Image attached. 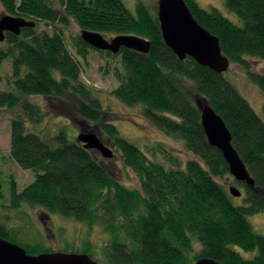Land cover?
<instances>
[{
    "label": "trees",
    "instance_id": "trees-1",
    "mask_svg": "<svg viewBox=\"0 0 264 264\" xmlns=\"http://www.w3.org/2000/svg\"><path fill=\"white\" fill-rule=\"evenodd\" d=\"M149 1L137 0L131 10L124 0H0L5 14L36 23L20 35L7 32L0 42V64L12 61V90L0 91V109L16 112L10 120L11 158L35 174L22 191L12 183L10 207H41L89 228L99 226L108 235L103 246L87 241L82 249L68 252L87 254L99 264H194L203 258L221 264H264V235L249 220L264 213V120L226 73L176 56L163 39L158 5ZM185 2L196 21L219 39L231 64L244 69L264 94V73L253 72L248 60L264 59V0H224L241 24L217 8H203L198 0ZM71 21L81 31L151 41L149 54L126 48L117 55L106 53L109 63L119 57L122 65L113 69L119 85L112 95L127 106L141 107L144 118L183 142L195 159L184 165L171 159L170 166L154 161L105 120L98 92L82 80L78 60H86L94 49L80 33L73 38L75 54L70 51L63 27ZM40 24L47 28L40 29ZM34 96L70 101L81 121L112 139L124 165L139 178V187L122 184L95 150L70 141L65 127L52 136L30 130L29 123L38 126L44 117L42 106L31 100ZM199 98L223 118L254 178L253 188L233 181L245 190L241 205L217 180L230 173L223 154L204 134L196 106ZM0 238L31 255L54 252L21 241L1 222ZM242 251L254 255L248 258Z\"/></svg>",
    "mask_w": 264,
    "mask_h": 264
},
{
    "label": "rangeland",
    "instance_id": "rangeland-1",
    "mask_svg": "<svg viewBox=\"0 0 264 264\" xmlns=\"http://www.w3.org/2000/svg\"><path fill=\"white\" fill-rule=\"evenodd\" d=\"M136 1L124 0L131 10L135 9ZM144 1L150 3L149 0ZM198 1L203 8L207 10L217 8L231 21L241 24L237 15L227 9L224 0ZM151 2L152 5H158V0ZM4 12L3 7L0 5V16L4 15ZM38 27L40 29L47 28L45 24H40ZM63 29L68 48L75 54L73 38L80 35L81 29L73 21ZM106 38L110 39L111 37L107 36ZM106 53L94 49L89 50L86 60L78 58L82 66L81 78L86 84L97 90L105 110V120L115 124L123 137L145 151L150 159L154 161L170 166L172 165L171 159H178L182 165L188 160L195 159V156L185 149L183 142L166 136L156 129L149 120L144 118L141 107L127 106L112 95V91L119 85L113 75V69L115 67L121 69L122 65L119 57L109 63L111 60L106 57ZM248 60L253 72L264 73V59L249 57ZM11 75L12 61L8 59L0 64V91L12 90V86L8 83V78ZM226 75L264 120V94L250 80L247 72L240 66L231 64ZM31 100L42 106L44 117L38 126L29 123L30 130H35L44 136H52L65 127L68 139L73 141L77 140L82 129H93V124L81 121L75 114L70 101L46 100L38 96L32 97ZM15 113V111L6 108L0 109V222L13 230L21 241L30 244H41L44 247H49L54 252H71L74 248L82 249L87 241H91L97 246H103L108 241V235L99 226L89 228L84 223L52 214L41 207L29 205H22L19 209L10 207L12 183L15 182L18 191H22L35 179V174L32 171L24 170L11 158L10 120ZM99 137L114 152L112 158H105L100 152L96 151L100 161L122 184L129 188H138L139 178L131 168L124 165L120 151L112 139L102 132H99ZM217 180L226 185L227 190L230 186L238 187L242 192V196L234 197L233 201L237 205L243 203L245 190L239 184L233 183L235 180L233 176L229 175ZM249 220L254 225L255 230L264 235V213L250 216ZM195 249L199 250L200 245L195 244ZM242 254L248 258L254 255L253 252L246 253L243 251Z\"/></svg>",
    "mask_w": 264,
    "mask_h": 264
},
{
    "label": "water",
    "instance_id": "water-1",
    "mask_svg": "<svg viewBox=\"0 0 264 264\" xmlns=\"http://www.w3.org/2000/svg\"><path fill=\"white\" fill-rule=\"evenodd\" d=\"M158 17L163 39L176 56L184 61L193 58L202 66L209 67L217 73H226L231 65L224 55L219 39L203 28L194 18L185 0H158ZM36 23L23 17L4 14L0 16V42L5 40L7 32L20 35L22 29L33 28ZM82 39L93 49L113 55L122 48L149 54L151 41L136 35H117L107 39L97 31L82 30ZM200 113L201 125L209 144L217 148L228 165L229 173L236 182L253 188L254 178L250 175L246 164L232 144V134L223 118L214 110L205 98L196 100ZM77 141L86 149L100 152L105 158H112L114 152L92 130L82 129ZM232 197H241L238 187L230 186ZM0 264H99L84 253L45 252L38 255L28 254L18 244L0 238ZM194 264H221L203 258Z\"/></svg>",
    "mask_w": 264,
    "mask_h": 264
}]
</instances>
